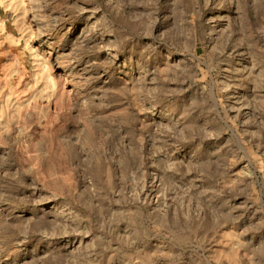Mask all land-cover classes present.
Wrapping results in <instances>:
<instances>
[{
	"label": "rangeland",
	"instance_id": "374dc122",
	"mask_svg": "<svg viewBox=\"0 0 264 264\" xmlns=\"http://www.w3.org/2000/svg\"><path fill=\"white\" fill-rule=\"evenodd\" d=\"M0 264H264V0H0Z\"/></svg>",
	"mask_w": 264,
	"mask_h": 264
}]
</instances>
